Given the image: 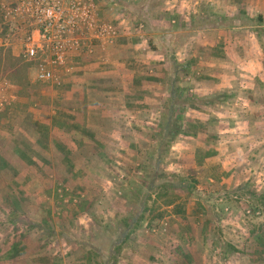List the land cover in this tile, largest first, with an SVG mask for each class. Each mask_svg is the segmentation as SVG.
Listing matches in <instances>:
<instances>
[{
	"label": "rangeland",
	"instance_id": "obj_1",
	"mask_svg": "<svg viewBox=\"0 0 264 264\" xmlns=\"http://www.w3.org/2000/svg\"><path fill=\"white\" fill-rule=\"evenodd\" d=\"M96 1L101 17L121 23L120 40H130L125 63L141 67L142 106L135 119L119 117L126 130L101 136L120 137L125 148L111 146L104 161L58 162L76 172L66 182L54 161L39 162V143L55 129L4 136L14 147L28 142L18 165L29 156L39 158H31L37 174L53 165L46 186L30 183L32 191L51 190L35 204L43 210L15 213L27 214L33 239L42 241L39 264H264V0ZM1 2V38L21 41L17 24L2 23ZM19 53L0 44V119L13 106V123L32 126L39 111H57L61 98L43 92L60 86L33 81ZM173 182L190 188H162ZM8 214L0 210V218Z\"/></svg>",
	"mask_w": 264,
	"mask_h": 264
},
{
	"label": "crops",
	"instance_id": "obj_2",
	"mask_svg": "<svg viewBox=\"0 0 264 264\" xmlns=\"http://www.w3.org/2000/svg\"><path fill=\"white\" fill-rule=\"evenodd\" d=\"M1 1V3L10 4L16 0ZM4 22H6L5 19L2 23ZM10 39L3 40L0 36V44L11 48L13 54L18 56L22 50V40L20 41L15 36ZM130 46L129 38H122L114 46H97L93 56L84 54L72 58L67 69L62 72L61 81L58 84H53V86H60V91L43 92L45 98L50 92L53 94L52 97L61 98L58 101L57 111H39V115L31 120L34 125L14 124L17 110L13 111V106L5 111L9 116L0 119V210L9 211L6 217L0 218V264H39L42 249L38 250L37 244L41 245L42 241L38 237L33 239L27 214L23 215L24 219H20L15 213L18 210L28 213L27 210L31 207L34 208V211L43 210L35 204L40 203L43 195L47 194L49 197L51 190L39 187L38 190L32 191L30 183L33 178L46 186L47 172L53 167V165L50 167L43 164L42 169L38 168L40 173L37 174L35 171L37 167L31 162V158L37 157L33 156L25 157L24 159L27 161L22 162L23 166L18 165L20 156H26L22 153L21 147L25 148L28 142L21 140L18 143L19 146L14 147V143H8L9 137L4 138V136L11 135L10 131L19 134L20 130L23 131L26 128L31 130H37L40 127L49 128L50 133L55 129L54 134H48L46 137L49 139H44L39 143L45 148V154L39 155L40 159H37L39 162L43 159L54 161V170L60 182H66L67 179L75 177L74 173L76 172L66 171L65 167L58 165V162H73L83 156L104 161L107 157L102 152L110 153L111 146L125 148L120 137L113 140L109 137L101 138V136H106V131L111 127L126 130V124L119 121V117L130 115L135 119L136 116L133 113H137L142 106L140 98L143 96L142 85L145 82L141 81V67L132 63L133 61H131L132 64L125 63L128 61L127 57L130 56V53L133 54L130 52ZM32 79L35 81L34 77ZM12 88L18 94L17 100L24 101V98L18 93V86L12 85ZM136 103L139 105L137 106ZM107 108H112L113 111H109ZM28 114L29 112H27V116ZM78 115H84L82 123L79 122ZM130 129H134V127H130ZM84 130L89 135L82 134L77 137V133ZM69 133L72 136H69ZM50 139L52 141H49ZM103 148L104 150H102ZM68 149H71L70 153L66 152ZM84 150L87 152L83 153ZM122 156L124 155H120L121 158ZM45 160L43 161L47 162ZM14 165L18 169H23L24 172H17Z\"/></svg>",
	"mask_w": 264,
	"mask_h": 264
},
{
	"label": "built area",
	"instance_id": "obj_3",
	"mask_svg": "<svg viewBox=\"0 0 264 264\" xmlns=\"http://www.w3.org/2000/svg\"><path fill=\"white\" fill-rule=\"evenodd\" d=\"M2 8L5 21L23 30L22 54L34 79L47 84L61 81L72 57L114 46L123 32L121 23L101 17L96 0H16Z\"/></svg>",
	"mask_w": 264,
	"mask_h": 264
},
{
	"label": "trees",
	"instance_id": "obj_4",
	"mask_svg": "<svg viewBox=\"0 0 264 264\" xmlns=\"http://www.w3.org/2000/svg\"><path fill=\"white\" fill-rule=\"evenodd\" d=\"M2 60V55H0V61ZM9 60L11 61V63H12V66L13 67H17L18 65H19V59H17V58H15V57H13L11 54L9 55ZM30 64V63H29ZM17 72V71H16ZM178 183H168V184H166V185H163L162 186V188L163 187H167V188H172V189H177V188H181V189H188V188H190V185H182V184H180V185H177ZM175 202V200H169L168 202H167V205H171V204H173ZM143 220V216H141L135 223H134V225H133V228H136L137 226H138V223L140 222V221H142ZM129 227H130V225H129Z\"/></svg>",
	"mask_w": 264,
	"mask_h": 264
}]
</instances>
